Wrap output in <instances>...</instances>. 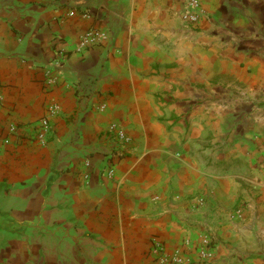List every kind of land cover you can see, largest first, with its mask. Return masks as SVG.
<instances>
[{"label": "crops", "instance_id": "obj_1", "mask_svg": "<svg viewBox=\"0 0 264 264\" xmlns=\"http://www.w3.org/2000/svg\"><path fill=\"white\" fill-rule=\"evenodd\" d=\"M188 1L0 0V264H264V0Z\"/></svg>", "mask_w": 264, "mask_h": 264}, {"label": "built area", "instance_id": "obj_2", "mask_svg": "<svg viewBox=\"0 0 264 264\" xmlns=\"http://www.w3.org/2000/svg\"><path fill=\"white\" fill-rule=\"evenodd\" d=\"M207 0H189L188 3L184 6L181 19L183 23L191 25V26H197L201 22V20L207 15L205 10V3ZM75 14L70 13V16L73 17ZM88 17V14L85 15ZM108 38L107 34L98 28H90L88 29L80 38V43L78 46V51H84L87 50L90 47L97 46L101 44L102 42L106 41ZM50 84H54V80L49 81ZM106 109L105 105L100 106L99 110L104 111ZM59 107L58 105H52L48 107L47 115L42 120L40 129L37 133L36 140L39 143L40 146L46 147L49 143V136L51 134V121L53 118H55L59 114ZM15 129L12 128L10 133H14ZM110 132L117 135L119 141H121L123 144H130L132 142L131 137L121 128H119L117 125H112L110 127ZM6 144H9V141L6 139ZM87 168H90V163H86L85 165ZM114 174L113 170H109L108 175L112 177ZM85 181L89 180V175L85 174L84 176ZM203 244L206 248L210 249L212 241L209 237H205L203 239ZM155 250L158 252L157 254L160 257L164 256L165 253V247L161 242L155 243ZM210 252L208 250L204 251L203 258L208 259L210 256ZM165 264H184L183 258L180 255L174 256L171 258L170 261L166 260L164 261Z\"/></svg>", "mask_w": 264, "mask_h": 264}]
</instances>
